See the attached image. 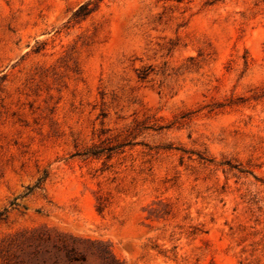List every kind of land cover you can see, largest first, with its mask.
<instances>
[{
    "label": "rangeland",
    "instance_id": "rangeland-1",
    "mask_svg": "<svg viewBox=\"0 0 264 264\" xmlns=\"http://www.w3.org/2000/svg\"><path fill=\"white\" fill-rule=\"evenodd\" d=\"M101 247L264 264V0H0V264Z\"/></svg>",
    "mask_w": 264,
    "mask_h": 264
},
{
    "label": "trees",
    "instance_id": "trees-1",
    "mask_svg": "<svg viewBox=\"0 0 264 264\" xmlns=\"http://www.w3.org/2000/svg\"><path fill=\"white\" fill-rule=\"evenodd\" d=\"M39 184L40 182L37 185ZM32 189L33 188H27V193H29ZM98 252H99V258L101 260V264H120L113 258L112 254L109 252V250L106 247H101ZM66 257L68 262L71 264L87 263V258L77 253L73 248L66 250Z\"/></svg>",
    "mask_w": 264,
    "mask_h": 264
}]
</instances>
